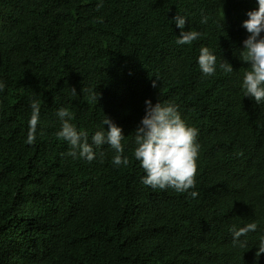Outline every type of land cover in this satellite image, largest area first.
Masks as SVG:
<instances>
[{
    "label": "trees",
    "instance_id": "1",
    "mask_svg": "<svg viewBox=\"0 0 264 264\" xmlns=\"http://www.w3.org/2000/svg\"><path fill=\"white\" fill-rule=\"evenodd\" d=\"M254 10L257 0H0V264H264V103L242 86ZM177 14L201 32L190 45L176 42ZM202 46L217 57L213 76L199 68ZM149 99L198 130L188 192L142 183L134 132ZM61 107L90 144L111 119L129 164L114 166L107 144L91 162L66 155ZM252 222L234 244L233 226Z\"/></svg>",
    "mask_w": 264,
    "mask_h": 264
},
{
    "label": "clouds",
    "instance_id": "2",
    "mask_svg": "<svg viewBox=\"0 0 264 264\" xmlns=\"http://www.w3.org/2000/svg\"><path fill=\"white\" fill-rule=\"evenodd\" d=\"M258 10L247 13L248 19L244 21L243 27L247 30L248 38L244 40V50L241 52L243 62L249 65V70L243 75L242 86L246 97L252 98L256 104L264 103V0H257ZM103 4H97V10ZM176 26L182 31L177 38V44L190 45L193 41L201 37V32L195 30L183 31L186 18L180 14L174 17ZM207 23V19L201 20ZM217 57L208 47L202 46L198 57V65L204 76H213L216 72ZM220 68L227 73L233 71L232 66L225 61ZM153 87L156 86L153 82ZM6 87L0 81V91ZM75 96V89H71ZM94 99H98L96 96ZM145 115L134 132V158L139 161L140 166L146 173L142 178V183L156 190L173 189L176 192L184 193L196 186L198 172V156L200 145L197 143L198 130L187 125L182 119L177 107L171 103L157 102L153 105L152 101H145ZM32 109L29 120V130L27 141L29 145L35 142L36 130L40 117V101L33 100L30 104ZM56 115L61 121V128L56 133L57 138L63 139L70 145V150L66 155L73 159L83 158L91 162L96 158L94 147L107 144L116 153L112 163L116 167L127 166L129 158L123 156L125 139L122 129L111 119H104V126L108 130L95 132L89 143L88 133L78 131L76 126L70 123L72 119L68 109L61 107ZM103 156V153H100ZM190 195L195 198L198 192L192 191ZM258 225L255 222L248 223L246 226L231 229L233 232V243L239 237L248 232L256 231ZM243 246V245H241ZM264 254V237L256 253V256Z\"/></svg>",
    "mask_w": 264,
    "mask_h": 264
}]
</instances>
